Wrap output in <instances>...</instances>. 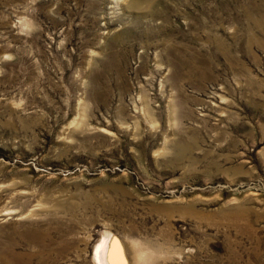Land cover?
<instances>
[{"label":"rangeland","instance_id":"374dc122","mask_svg":"<svg viewBox=\"0 0 264 264\" xmlns=\"http://www.w3.org/2000/svg\"><path fill=\"white\" fill-rule=\"evenodd\" d=\"M102 243L264 264V0H0V264Z\"/></svg>","mask_w":264,"mask_h":264},{"label":"bare ground","instance_id":"6f19581e","mask_svg":"<svg viewBox=\"0 0 264 264\" xmlns=\"http://www.w3.org/2000/svg\"><path fill=\"white\" fill-rule=\"evenodd\" d=\"M106 246H107L106 243H105V245H104V243H102L101 245L96 246V248L94 249L93 257H94L95 263L105 264L103 262V260L107 259L109 264H114V258L112 256V254L107 252V250L105 249Z\"/></svg>","mask_w":264,"mask_h":264}]
</instances>
